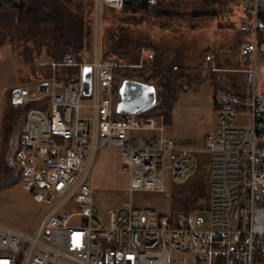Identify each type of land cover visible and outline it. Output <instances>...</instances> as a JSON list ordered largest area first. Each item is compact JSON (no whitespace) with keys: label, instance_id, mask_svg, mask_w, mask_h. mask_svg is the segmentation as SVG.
Here are the masks:
<instances>
[{"label":"built area","instance_id":"1","mask_svg":"<svg viewBox=\"0 0 264 264\" xmlns=\"http://www.w3.org/2000/svg\"><path fill=\"white\" fill-rule=\"evenodd\" d=\"M128 1L95 0L91 62L68 51L51 60L53 76L10 89L14 106L29 105L14 156L20 181L46 210L34 234L0 221V264H174L179 255L186 264H264V91L256 66L258 57L264 61L259 45L264 0H241L250 17L240 28L251 35L241 48L251 63L242 67L252 78L249 96L220 93L216 124L205 136L211 207L176 225L170 215L136 207L133 192L162 191L170 179L185 182L198 167L195 153L157 134L163 127L156 117L118 114L119 62L102 60L97 46L103 8L120 11ZM87 65L90 95L84 92ZM60 67L75 68V75L59 79ZM155 106H161L158 96ZM106 149L120 151L129 199L101 217L93 201V173ZM206 210L208 225L198 218Z\"/></svg>","mask_w":264,"mask_h":264},{"label":"rangeland","instance_id":"2","mask_svg":"<svg viewBox=\"0 0 264 264\" xmlns=\"http://www.w3.org/2000/svg\"><path fill=\"white\" fill-rule=\"evenodd\" d=\"M240 4V6H232L227 2L224 5L209 6V10L221 9V14L204 17L201 20L186 17L185 20L179 21L174 31L152 25V18L145 14L138 15L140 19L144 18L141 25L126 27L127 30L125 28L128 34L141 39L149 46L141 49L140 63L142 64L154 54L155 49L150 47L152 44L163 55L168 54L169 58H173L175 55L172 50L179 49L183 52L186 64L191 68L187 72L195 78L194 83L189 84L191 82L188 78L178 81L181 84V90L186 91L180 93L168 118L165 115L148 116L156 117L158 126L163 127L161 131H156L157 134L169 136L178 147L193 150L200 167L207 170L211 157L205 151V136L214 128L217 121L214 105L215 86L211 78H214L216 83H222L225 86L227 83L233 85L229 82L230 79L237 82L238 86L244 85L247 80L241 67L247 64V68L251 67V63H246V60L239 53V47L236 50H231L238 29L230 25V22L233 21L234 25L241 26L244 24L243 18L249 19V15L247 16L245 13L244 5L242 2ZM200 6V4L190 0L186 6L180 7V10L192 12L199 9ZM109 17L115 28L125 23L122 19L126 16L123 14L110 13ZM1 20L2 18H0V25ZM94 20L95 13L93 11V22ZM103 25L102 20L101 42L97 45L100 54L102 52ZM124 25L127 26L126 23ZM193 26L197 27L192 28ZM92 32L93 25L90 32V46L81 52L82 61L85 62H91L94 54H96V44L93 43ZM120 34L122 31L118 30L117 35ZM22 50L23 46H19V42L15 39L11 40L9 37L6 43L0 47V129L9 98V90L20 83L53 76V68L50 66L51 57L47 55L45 49L40 55L34 53L33 62L26 60L21 53ZM206 50L209 51L205 53ZM69 52L74 54L73 50ZM206 55L209 56L208 60ZM117 61L119 62L117 68L126 65V62ZM256 66L260 88L264 91V61L260 57L257 58ZM115 75L116 80L121 84L124 80L123 77L119 73H115ZM151 84L156 87L158 96L161 89L156 86V82L153 81ZM1 144L2 135L0 131V154ZM10 158L13 160V154ZM195 172L185 182L179 183L171 179L166 181L162 191L135 190L132 196L134 205L139 208L151 207L160 213L171 216L174 189L178 188L180 184L190 181ZM128 188L129 177L121 170L120 151L118 149L104 150L93 173V201L95 206L99 207L101 217H104L110 209L120 208L129 199ZM202 204L203 201L200 200L195 209L180 214L178 216L179 222L189 214L200 210ZM206 207L207 209L211 207L210 196ZM45 210L46 206L35 201L33 195L24 189L21 181L0 188V221L12 228L27 234H34ZM198 218L205 225H208L210 214L207 210L201 211L198 213ZM174 260L177 261L174 264H186L185 256H175Z\"/></svg>","mask_w":264,"mask_h":264},{"label":"trees","instance_id":"3","mask_svg":"<svg viewBox=\"0 0 264 264\" xmlns=\"http://www.w3.org/2000/svg\"><path fill=\"white\" fill-rule=\"evenodd\" d=\"M190 0H161L155 4L137 2L130 0L125 7L118 11L109 7H104L102 11L103 33L101 58L104 61L119 60L126 62L123 67L117 68L115 73H119L123 79H136L146 83L156 82V86L161 89L158 98L161 106H155L139 115H165L167 118L171 113L174 103L181 92L180 80L188 78L192 84L195 78L188 73L190 66L186 64V58L179 49L172 50L175 54L169 58L168 54L163 55L155 45L150 47L155 49L154 54L145 63H140L141 49L148 45L137 37H133L126 31L133 25H141L144 18L138 15L145 14L152 18L151 24L165 30H176L181 20L189 17L193 20H201L208 16L221 14V9L209 10L212 5H224L229 2L232 6H240L241 0H193L200 4L196 11L180 10L186 6ZM95 0H0V47H2L9 37L11 40L19 42L23 46L22 54L28 62H33V55H40L44 49L49 57L61 60L64 53L73 50L78 61H82L81 52L90 46V32L93 25V11ZM110 13L123 14L125 26L113 27L110 20ZM248 16L247 12H245ZM249 17V16H248ZM143 20V21H142ZM249 19H242L244 24H249ZM230 25L238 29L234 45L231 50L239 47L241 53L242 45L251 41L249 31L242 32L241 26ZM193 26L192 28H196ZM126 28V30H125ZM118 30L122 34H118ZM259 45L264 48V33L259 35ZM149 47V46H148ZM209 50H206L208 52ZM169 52V51H168ZM264 58V53H263ZM206 59L209 56L206 55ZM249 61H246L248 63ZM242 68V67H241ZM243 69V68H242ZM76 69L71 67H60L57 77L64 79L66 75L72 78ZM246 74L247 82L244 85H237L233 79L229 82L233 85L216 83L214 78V105L220 92H227L237 95L243 99L249 96L251 76ZM67 77V78H68ZM235 82V83H233ZM119 81L115 80V89L119 87ZM193 86V85H192ZM193 87H198L193 86ZM198 91V90H196ZM194 91V92H196ZM188 93V92H187ZM26 106H14L10 99V90L7 106L1 120V154H0V188L15 184L20 181V170L15 162V152L21 140V128L25 119ZM13 154V160H11ZM209 173L205 168H198L192 179L184 184H180L172 193V214L171 220L174 225L179 223L178 216L195 209L200 200L203 201L201 209L207 206L209 194Z\"/></svg>","mask_w":264,"mask_h":264},{"label":"water","instance_id":"4","mask_svg":"<svg viewBox=\"0 0 264 264\" xmlns=\"http://www.w3.org/2000/svg\"><path fill=\"white\" fill-rule=\"evenodd\" d=\"M84 92L91 94L92 89V67L87 65L84 68ZM120 101L117 105V112L121 115L137 114L150 110L156 103V87L136 79H125L119 86Z\"/></svg>","mask_w":264,"mask_h":264}]
</instances>
